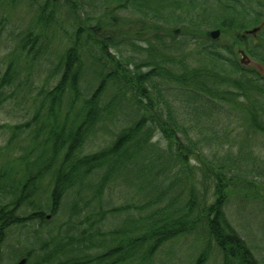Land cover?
Segmentation results:
<instances>
[{"label": "trees", "instance_id": "trees-1", "mask_svg": "<svg viewBox=\"0 0 264 264\" xmlns=\"http://www.w3.org/2000/svg\"><path fill=\"white\" fill-rule=\"evenodd\" d=\"M5 1L25 4L34 23L8 53L0 107L20 83L18 59L36 61L49 30L66 42L49 59L52 85L38 88L30 118L0 124L7 154L30 134L0 168V264H156L165 246L186 240L188 264L215 256L263 264L227 211L232 198L239 214L247 203L264 211V159L255 151L264 153V27L246 43L260 71L235 57L239 35L211 37L219 23L207 0ZM255 6L261 0H248ZM98 139L104 144L83 153ZM119 185L130 201L104 199ZM25 226L35 247L3 251L8 232Z\"/></svg>", "mask_w": 264, "mask_h": 264}, {"label": "rangeland", "instance_id": "rangeland-1", "mask_svg": "<svg viewBox=\"0 0 264 264\" xmlns=\"http://www.w3.org/2000/svg\"><path fill=\"white\" fill-rule=\"evenodd\" d=\"M220 1L222 2L223 0H207V2L214 4L216 14L215 18H217L215 21L217 23H222L224 21L230 22L232 14L229 13V9L223 7L222 3H219ZM262 3L263 1L261 0V7ZM231 8H236V4H232ZM254 9L261 11L263 10V7L260 8L259 6H255ZM61 14L64 13L62 12ZM33 23V12L25 4H9L5 0L2 1L0 7V74L2 73L5 63L8 60V53L13 50L16 45L17 35L31 27ZM215 27H217L216 24L213 27H210V29ZM219 41L224 43V41H230V38L228 39L225 35H221ZM65 42L66 38L61 32L58 30H54L53 32L49 30L44 39L46 47L41 53L42 55H39L40 57H38L36 61H31L28 57H26V59H18L19 78L21 80L16 87L13 85L6 89L8 98L0 107V124L14 125L30 118L36 101L38 88L44 86L49 87L52 85H47L49 84L47 83L48 80H50L48 79L49 71L52 68V63L49 59L54 56V53L61 50L63 46L62 44H65ZM244 52L250 60V66L256 68L257 70H263L259 60L249 55L246 50ZM235 57L239 59L237 51ZM9 92L13 95H8ZM219 124L215 127L218 131L221 128V125ZM229 129L231 133L229 136L231 137L236 133L235 130H238L234 122H231ZM8 135V130L0 129V168H2L1 166L6 164L8 160L16 158L20 155L23 150L22 147H26L30 143V134L25 132L21 135L19 140L17 139L19 142H15V144L10 147L11 150L7 154V152L3 149V146L8 138ZM261 139L264 140L263 137H261ZM102 144H104V142L101 141V139L96 141L93 140L89 144L85 145L83 153L96 150L98 146ZM259 149L260 148L258 147L255 151L257 154L262 155V158L264 159V153L259 152ZM224 154V150L217 151L216 149V156L219 158L223 157ZM208 155L213 154L208 153ZM47 184L48 180L45 178L42 184V190L47 188ZM86 193L87 192H85V194ZM104 199H109L116 205L125 201H130L131 194L125 186L119 185L112 188L111 192H107ZM68 201L69 198H65L63 200V204ZM236 206H238V204L235 198H232L228 206V217L236 227L239 235L245 239L247 244L251 247L255 256L264 264V232L258 229L259 224L264 225V211L260 208V204L247 203L243 206L244 208L239 214ZM64 218L65 217L62 216L61 219L63 220ZM27 231H30V226L12 228L8 232V237L3 245V251L7 250L8 252L9 249H12L14 246H20L16 247L20 251L31 246L35 247L32 238L26 234ZM180 242L182 241L173 243L170 247L169 245L165 246L163 249L164 252L159 256L156 264H188V257L186 255L190 251L191 244L193 243L189 240L182 243ZM166 247L173 249L174 253H167L166 251L169 250ZM13 253H15V251ZM7 256L10 257V253H8ZM216 259H218L216 256L211 258L207 264H218ZM24 261L25 262L23 264H28L26 259Z\"/></svg>", "mask_w": 264, "mask_h": 264}, {"label": "flooded vegetation", "instance_id": "flooded-vegetation-1", "mask_svg": "<svg viewBox=\"0 0 264 264\" xmlns=\"http://www.w3.org/2000/svg\"><path fill=\"white\" fill-rule=\"evenodd\" d=\"M236 8L229 9V13L232 15H236L238 21L235 23L234 26L227 25V21L219 23L217 27L214 29H218L219 34L216 37L220 40L221 35L224 36L225 33H234L235 36L239 35V40L242 42L244 49L246 50L249 37H255L258 31H260L264 27V8L261 11L255 9L248 10V0H236ZM231 7V6H230ZM227 9V8H226ZM250 13V15L248 14ZM260 17L259 21L254 22V17ZM251 18L248 21V18ZM249 23V26H248ZM223 24V25H222Z\"/></svg>", "mask_w": 264, "mask_h": 264}, {"label": "water", "instance_id": "water-1", "mask_svg": "<svg viewBox=\"0 0 264 264\" xmlns=\"http://www.w3.org/2000/svg\"><path fill=\"white\" fill-rule=\"evenodd\" d=\"M219 34L218 29H213L210 31V35L212 38H216ZM239 54H240V62L244 65L248 64L249 59L247 58V56L245 55V53L242 50H239ZM23 262V259L20 260V263Z\"/></svg>", "mask_w": 264, "mask_h": 264}]
</instances>
